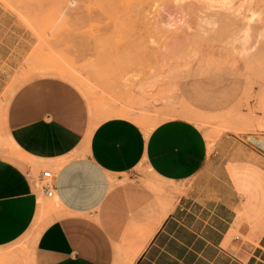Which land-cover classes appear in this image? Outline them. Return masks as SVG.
Here are the masks:
<instances>
[{
  "label": "crops",
  "instance_id": "0c3cea01",
  "mask_svg": "<svg viewBox=\"0 0 264 264\" xmlns=\"http://www.w3.org/2000/svg\"><path fill=\"white\" fill-rule=\"evenodd\" d=\"M6 102L0 249L36 222L30 170L46 167L59 211L32 264H264V137L224 138L209 155L204 132L183 119L149 132L122 117L90 128L82 96L55 78Z\"/></svg>",
  "mask_w": 264,
  "mask_h": 264
},
{
  "label": "rangeland",
  "instance_id": "374dc122",
  "mask_svg": "<svg viewBox=\"0 0 264 264\" xmlns=\"http://www.w3.org/2000/svg\"><path fill=\"white\" fill-rule=\"evenodd\" d=\"M45 78L78 91L90 128L122 117L149 132L183 119L204 132L209 155L224 138L248 144L264 137V0H0V153L10 150L7 98ZM45 171L30 170L38 218L0 249V264H32L38 232L58 214L39 186Z\"/></svg>",
  "mask_w": 264,
  "mask_h": 264
},
{
  "label": "built area",
  "instance_id": "2783aa9c",
  "mask_svg": "<svg viewBox=\"0 0 264 264\" xmlns=\"http://www.w3.org/2000/svg\"><path fill=\"white\" fill-rule=\"evenodd\" d=\"M54 178H55V174L49 170V171L43 172L42 176L39 179V186H40L41 192L50 198L55 197Z\"/></svg>",
  "mask_w": 264,
  "mask_h": 264
},
{
  "label": "bare ground",
  "instance_id": "6f19581e",
  "mask_svg": "<svg viewBox=\"0 0 264 264\" xmlns=\"http://www.w3.org/2000/svg\"><path fill=\"white\" fill-rule=\"evenodd\" d=\"M252 0H230V2H233V4H239V5H243V4H245L246 2H251ZM71 4V3H70ZM194 4V3H193ZM158 7H160V6H158ZM197 8H198V6H197ZM251 8V7H250ZM161 9V8H160ZM202 9V8H201ZM195 10H196V8H195ZM202 12V11H201ZM163 13V12H162ZM178 13V12H177ZM203 13H206V12H203ZM197 15V14H196ZM222 15V14H221ZM224 16V15H223ZM223 16H222V18H223ZM160 16H158V18H159ZM227 17V16H226ZM172 18V17H171ZM198 18V17H197ZM225 18V17H224ZM234 18H236V17H234ZM233 18V19H234ZM162 19V18H161ZM160 19V20H161ZM227 19V18H226ZM232 19V18H231ZM175 20V19H174ZM206 20V19H205ZM236 20V19H235ZM238 20V19H237ZM158 21V20H157ZM232 21V20H231ZM163 22V21H162ZM162 22H159L158 21V23H161L162 24ZM173 22H175V21H173ZM211 22H212V20H211ZM216 22V21H215ZM218 22V21H217ZM221 23V22H220ZM197 24V23H196ZM218 24V23H217ZM200 25V24H199ZM210 25V24H209ZM160 26H162V25H160ZM173 26V25H172ZM214 26V25H213ZM212 26V27H213ZM167 27V26H166ZM170 27V26H169ZM200 27V26H199ZM215 27V26H214ZM221 27V26H220ZM155 28V27H154ZM158 28L160 29V27L158 26ZM201 28H202V26H201ZM207 28H208V25H207ZM207 28H206V30H207ZM159 29H157V30H159ZM172 29V28H171ZM214 29V28H213ZM220 29H222V28H220ZM230 29V28H229ZM162 30V29H161ZM160 30V31H161ZM166 31V30H165ZM197 31H198V29H197ZM205 31V30H204ZM220 31V30H219ZM222 31H223V29H222ZM212 32V31H211ZM163 33H165V32H163ZM198 33V32H197ZM210 33V32H209ZM220 33V32H219ZM207 34V33H206ZM212 34V33H211ZM235 37V36H234ZM236 38V37H235ZM241 38V37H240ZM243 40V39H242ZM249 40V39H248ZM235 41H236V39H235ZM238 41H240L239 39H238ZM237 41V42H238ZM241 42V41H240ZM244 43H247V40H244L243 41ZM244 43H242L241 42V44L243 45ZM238 44H239V42H238ZM248 49V48H247ZM250 51V50H249ZM55 66V65H54ZM53 65H52V67H54ZM60 68V67H59ZM70 73V71L68 72V74ZM72 73V72H71ZM70 73V74H71ZM75 78V77H74ZM53 201L55 202V198L53 199Z\"/></svg>",
  "mask_w": 264,
  "mask_h": 264
}]
</instances>
